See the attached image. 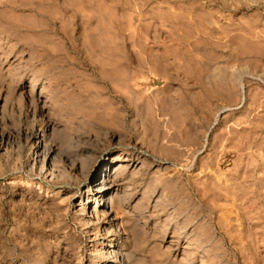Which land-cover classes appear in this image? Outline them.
<instances>
[{
    "label": "rangeland",
    "instance_id": "374dc122",
    "mask_svg": "<svg viewBox=\"0 0 264 264\" xmlns=\"http://www.w3.org/2000/svg\"><path fill=\"white\" fill-rule=\"evenodd\" d=\"M0 134V264H89L103 151L127 264H264V0H0Z\"/></svg>",
    "mask_w": 264,
    "mask_h": 264
},
{
    "label": "bare ground",
    "instance_id": "6f19581e",
    "mask_svg": "<svg viewBox=\"0 0 264 264\" xmlns=\"http://www.w3.org/2000/svg\"><path fill=\"white\" fill-rule=\"evenodd\" d=\"M1 140H2V135L0 134V141ZM36 145L38 146V148L35 149L37 151H34L35 156L33 158L31 157L32 166H34L33 165L34 163L38 165V170L36 171L39 170L41 171L44 169V167L48 168V170L50 171L53 170L54 165L50 161H48V156L51 152V149L46 148L44 144L41 145L36 144ZM106 156H107V151H103L101 153V157L95 163V170L93 174L83 180L85 185L81 190V196L83 199L80 197L79 206H78L79 207L78 210L81 213L79 219L81 222L80 224L83 225L85 228H87L86 231H92L94 233L93 238L99 237L97 239L98 242H96L93 245L96 254L90 257L89 264H127L126 254L123 252L122 244L120 240V235H119L120 231L118 232L116 228L118 226L116 219L114 216L112 217L109 214V210L113 208L111 207L112 202L114 201L113 195L119 189L121 183L119 182L120 180L119 177L116 176L115 173L116 167L114 164H111L109 166L110 170L105 169V167H107V165L109 164V162L107 163L104 161ZM116 159H120L119 156H113L110 159V163L112 161L114 163V160L116 161ZM33 169L35 168L33 167ZM82 200L83 202H81ZM89 203H90V209L88 210ZM111 227H115L116 229L113 228V230H110Z\"/></svg>",
    "mask_w": 264,
    "mask_h": 264
}]
</instances>
